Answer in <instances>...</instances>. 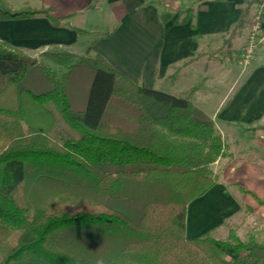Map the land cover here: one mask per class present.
Returning <instances> with one entry per match:
<instances>
[{"label":"trees","instance_id":"1","mask_svg":"<svg viewBox=\"0 0 264 264\" xmlns=\"http://www.w3.org/2000/svg\"><path fill=\"white\" fill-rule=\"evenodd\" d=\"M255 3L218 38L227 51ZM35 17L68 20L0 0V20ZM0 149V264H264L252 235L187 236L188 206L231 157L212 116L190 96L133 83L101 55L37 59L0 41Z\"/></svg>","mask_w":264,"mask_h":264},{"label":"crops","instance_id":"2","mask_svg":"<svg viewBox=\"0 0 264 264\" xmlns=\"http://www.w3.org/2000/svg\"><path fill=\"white\" fill-rule=\"evenodd\" d=\"M6 1L13 10L46 8L53 17L68 20L60 27L44 17L0 20V41L37 59L49 51L101 55L133 83L190 96L212 116L231 157L216 165L221 168L217 186L188 206L189 238L221 230L222 238L232 230L241 239L246 230L247 238L264 233V43L248 69L231 79L218 105L205 108L193 98L197 66L215 59L205 53L209 42L226 35L252 0ZM254 12L255 7L250 24ZM75 29L91 35L80 36ZM226 57L235 60L230 53ZM174 74L176 79H170ZM241 215L246 219L238 222ZM249 223L254 227L244 230Z\"/></svg>","mask_w":264,"mask_h":264},{"label":"rangeland","instance_id":"3","mask_svg":"<svg viewBox=\"0 0 264 264\" xmlns=\"http://www.w3.org/2000/svg\"><path fill=\"white\" fill-rule=\"evenodd\" d=\"M249 33H250V28L247 26V28L242 32V34L239 37H237L233 42V46L230 52L223 47L224 45L222 40L212 39V41L209 42V47L206 48L205 53L209 52V54L212 53L214 54L213 51H216L215 59L213 62H209V60H204L203 62H200V64L197 66L199 79L197 81L198 89L193 97L194 102L205 108L215 107L216 105L219 104L222 98V93L223 91H225L226 87L231 82V79L234 78V76L239 71L247 70L248 67L252 64L253 60L250 61L248 65L244 63V59H245L244 57L248 46ZM261 45H259L257 48H259ZM256 50L254 52V56L256 54ZM228 53H230V55L232 54V56L235 59L234 61L232 60L227 61L228 58L226 56ZM222 61L223 62L227 61V62L222 64L221 63ZM49 65L54 70L58 68V66L54 63H49ZM6 127L10 138L13 139L15 137V133L12 126L6 125ZM25 129H26V133L28 134V137H26L22 141V146L24 148H27L29 146V135H31L34 132V130H32L28 126H25ZM43 139H44L43 142L47 147H51V148L56 147V143L50 138L45 137ZM245 219L246 218L244 217V215H241L239 217L238 222H242ZM251 224L252 223L247 224L244 230L247 229V227L253 228L254 223L253 225ZM250 230L253 232V230L255 229H250ZM246 232H248V230H246L243 234H241L242 240L245 241L248 240V238L245 236ZM222 233L223 230L215 232L214 234H211L209 236L215 239H223V238L226 239V237L223 238L221 237ZM255 238L259 242L264 243V233L257 234Z\"/></svg>","mask_w":264,"mask_h":264},{"label":"built area","instance_id":"4","mask_svg":"<svg viewBox=\"0 0 264 264\" xmlns=\"http://www.w3.org/2000/svg\"><path fill=\"white\" fill-rule=\"evenodd\" d=\"M151 2H159L162 0H150ZM256 1L254 7L255 12L253 14L250 33L248 39V46L246 49L244 63L248 65L250 61L254 59V52L256 48L264 43V0H254Z\"/></svg>","mask_w":264,"mask_h":264}]
</instances>
